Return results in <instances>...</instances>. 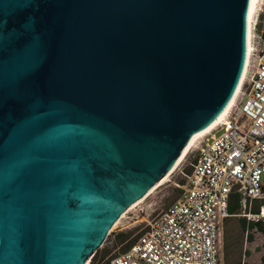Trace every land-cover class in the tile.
I'll return each instance as SVG.
<instances>
[{
	"label": "water",
	"instance_id": "1",
	"mask_svg": "<svg viewBox=\"0 0 264 264\" xmlns=\"http://www.w3.org/2000/svg\"><path fill=\"white\" fill-rule=\"evenodd\" d=\"M257 0H0V264H88L226 113Z\"/></svg>",
	"mask_w": 264,
	"mask_h": 264
},
{
	"label": "built area",
	"instance_id": "2",
	"mask_svg": "<svg viewBox=\"0 0 264 264\" xmlns=\"http://www.w3.org/2000/svg\"><path fill=\"white\" fill-rule=\"evenodd\" d=\"M253 33L241 92L224 120L196 147L182 194L109 264H222L221 225L230 217V198L243 211L248 201L264 200V0ZM251 214L244 217L264 223L263 206Z\"/></svg>",
	"mask_w": 264,
	"mask_h": 264
},
{
	"label": "rangeland",
	"instance_id": "3",
	"mask_svg": "<svg viewBox=\"0 0 264 264\" xmlns=\"http://www.w3.org/2000/svg\"><path fill=\"white\" fill-rule=\"evenodd\" d=\"M260 30L261 28H257V32ZM217 135L219 133H216ZM196 147L189 151L170 177L157 186L142 204L129 213H123L124 215L114 223L109 235L89 264H109L113 256L125 251L133 244L149 224L182 194L185 175L191 171V164L196 157ZM236 202L237 200L232 199V207L236 206ZM260 206L264 207V200L248 201L245 211L238 209L235 211V215L238 216L223 220L221 256L226 264H239L243 259L246 261L251 259L256 264H264V223L248 221L243 216L248 215L249 212L252 213L251 215L256 214ZM245 243L249 247L245 248L243 246Z\"/></svg>",
	"mask_w": 264,
	"mask_h": 264
},
{
	"label": "bare ground",
	"instance_id": "4",
	"mask_svg": "<svg viewBox=\"0 0 264 264\" xmlns=\"http://www.w3.org/2000/svg\"><path fill=\"white\" fill-rule=\"evenodd\" d=\"M262 1L263 0H257L256 1V4H255V9H254L253 17H252L251 24H250V32H249V40H248V56H247V61H246V66H245V72H244L242 81L240 83V86L238 88V91H237L235 97L233 98V100H232L229 108L227 109L226 113L206 133L202 134L201 136L197 137L195 140L191 141L190 144L188 145V147L185 149V151L179 157V159L177 160V162L175 163V165L172 167V169L147 193V195L145 196V198H143V199L137 201L135 204H133L128 210L125 211L126 213H129L134 208H136L138 205L142 204L148 198V196L154 192L153 190H155L157 188V186H160L164 181H166L170 177V174H172L176 170V168L183 162L184 158L187 156V154L189 153V151L191 149L195 148L205 137H207L208 135H210V133L213 131V129L220 123V121L224 120V118L229 113L230 109L236 103V100H237V98H238V96H239V94L241 92L242 85H243V83H244V81H245V79L247 77V73L249 71V66H250V62H251L252 51L254 50V46L252 44V37L254 36L253 28H254V24H255V15H256L257 10H258V7L261 5ZM125 212H124V214H126ZM88 264H89V262H88Z\"/></svg>",
	"mask_w": 264,
	"mask_h": 264
},
{
	"label": "crops",
	"instance_id": "5",
	"mask_svg": "<svg viewBox=\"0 0 264 264\" xmlns=\"http://www.w3.org/2000/svg\"><path fill=\"white\" fill-rule=\"evenodd\" d=\"M232 199H235V200H237L234 196H232L231 198H230V200L232 201ZM241 209V208H240ZM243 211V210H242ZM258 213V212H257ZM234 214V215H233ZM233 214H229L230 215V217L229 218H233V217H236V216H238V215H235V212H233ZM244 216V215H243ZM233 221V220H232ZM260 221V220H259ZM262 222V221H261ZM248 244L247 243H245V244H243V246L245 247V248H247V247H249V246H247ZM244 248V249H245ZM221 260H222V264H226L225 263V261L223 260V257L221 256ZM239 264H256L253 260H251L250 259V261H246V259H243V261L242 262H240Z\"/></svg>",
	"mask_w": 264,
	"mask_h": 264
},
{
	"label": "trees",
	"instance_id": "6",
	"mask_svg": "<svg viewBox=\"0 0 264 264\" xmlns=\"http://www.w3.org/2000/svg\"><path fill=\"white\" fill-rule=\"evenodd\" d=\"M236 203H237L236 206L235 207H232L231 200H229V205H228V212H229V214H233V212H235L236 210H238V209L241 208L238 200H237Z\"/></svg>",
	"mask_w": 264,
	"mask_h": 264
}]
</instances>
